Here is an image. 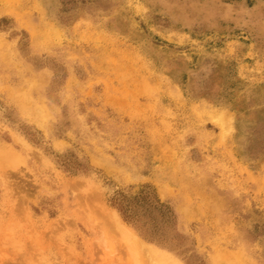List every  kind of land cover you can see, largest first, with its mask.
Masks as SVG:
<instances>
[{"label":"rangeland","instance_id":"374dc122","mask_svg":"<svg viewBox=\"0 0 264 264\" xmlns=\"http://www.w3.org/2000/svg\"><path fill=\"white\" fill-rule=\"evenodd\" d=\"M0 150V264H264V0H0Z\"/></svg>","mask_w":264,"mask_h":264},{"label":"trees","instance_id":"16d2710c","mask_svg":"<svg viewBox=\"0 0 264 264\" xmlns=\"http://www.w3.org/2000/svg\"><path fill=\"white\" fill-rule=\"evenodd\" d=\"M111 206L143 239L150 242L166 240L165 231L173 222V214L147 187L134 194L118 192Z\"/></svg>","mask_w":264,"mask_h":264},{"label":"bare ground","instance_id":"6f19581e","mask_svg":"<svg viewBox=\"0 0 264 264\" xmlns=\"http://www.w3.org/2000/svg\"><path fill=\"white\" fill-rule=\"evenodd\" d=\"M11 154L12 153H10L9 151H1L0 150V161H2V160H8L9 161ZM2 162H4V161H2ZM6 163H8V162L6 161ZM107 216H108V219L111 223L113 231H115L116 234L126 242L129 250L133 251L132 254L135 255L136 253H134V252H136L135 249L137 248V246H136V235L134 234V232L122 222V220L120 219V217L116 213V211L111 210L110 212H107ZM144 244H143V247L139 246L140 250L142 252L145 250L147 251V248H148V246L144 245ZM145 247H146V249H144ZM151 256H153V255H151ZM170 262L171 263H168V264H177V263L172 262V261H170Z\"/></svg>","mask_w":264,"mask_h":264}]
</instances>
